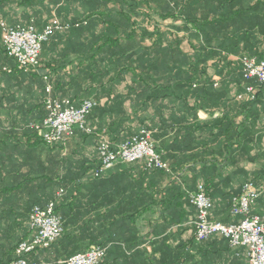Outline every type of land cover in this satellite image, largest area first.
<instances>
[{"label": "trees", "instance_id": "trees-1", "mask_svg": "<svg viewBox=\"0 0 264 264\" xmlns=\"http://www.w3.org/2000/svg\"><path fill=\"white\" fill-rule=\"evenodd\" d=\"M48 1L53 3L52 16L61 0ZM56 11L61 20L70 23L71 27L56 31L43 44L36 69L28 73L3 70L10 75L40 74L45 94L42 100L45 114L40 122L34 123L32 129L39 139L43 142L37 126L48 114L44 100L46 87L51 85L55 98L68 99L76 106L89 99L97 102L88 116V125L93 133L76 130L72 137L81 135L97 141L93 180L106 178L105 174L94 176V171L101 164L98 148L102 136L117 146L132 140L146 129L151 133L155 150L171 169L170 172L148 169L143 161L146 172L168 176L172 171H183L185 164H191L186 169V173H191L193 178L195 190L191 193L202 184L213 201L214 192L219 190L213 184L218 177L214 175L215 171L226 166L233 167L240 159L248 160L252 127L257 124L264 127V84L245 79L241 62L233 59V56H255L264 60V0H256L255 5H243L236 3V0H63ZM31 25L37 28L35 20H30L27 26ZM61 41L62 61L59 56L45 61V57L50 56ZM0 53L2 69L15 68L14 60L8 56L3 45L2 36ZM249 86L254 87L255 97L249 99L245 96L239 100L238 94H243ZM200 111L206 112L212 119L200 121ZM215 115L218 117L213 118ZM239 116H243V120L237 123ZM103 119H107V122L106 125L102 124L104 129L100 130L97 125ZM172 130H176L173 136L168 140L162 139ZM208 130L213 134L204 136ZM181 131L185 136H181ZM191 133L195 136H191ZM69 140L49 147H66L64 145ZM159 140L162 141L157 144ZM162 152H166V156ZM217 152L222 161L205 158L209 153L211 156L217 155ZM181 153L189 155L179 156ZM60 164L62 166V159L52 166L49 203L33 205L28 214L26 232L13 246L12 255L0 261V264L16 261L19 245L32 238L30 216L35 207L54 203L58 214L61 201L63 203L70 197L74 200L76 195H59L61 190L65 192L62 186L66 184L58 169ZM91 168H84V174L89 173ZM232 175L224 178L227 180ZM225 179L219 182H225ZM249 182L259 185L248 178L239 191L233 189L228 204V216L233 220L224 224H238L244 219L242 215L233 213V207L234 200ZM173 189H177L178 198L188 207L193 238L185 241L176 253H165L159 260L173 258L185 264L188 244L197 241L195 221L198 211L189 204L191 193L176 179L164 191ZM254 205L251 213L257 215ZM214 206L213 203V209ZM212 215L211 219L214 220ZM186 221L187 218H179L176 223ZM62 223L64 227L63 219ZM108 240L95 241L88 235L70 236L64 227L62 236L50 247L36 249L30 254L50 252L57 264H64L69 258L87 252L94 244L105 247ZM197 245L199 251L204 249L205 259L212 264L224 261L225 264H249L242 253L238 252L237 255L232 250L229 239L222 235H213L197 242ZM136 252L130 257L136 256ZM156 253V248L152 253H146L147 260L154 261ZM105 259L106 256L100 264Z\"/></svg>", "mask_w": 264, "mask_h": 264}, {"label": "crops", "instance_id": "crops-1", "mask_svg": "<svg viewBox=\"0 0 264 264\" xmlns=\"http://www.w3.org/2000/svg\"><path fill=\"white\" fill-rule=\"evenodd\" d=\"M255 2L236 0V3L243 5H255ZM60 4L54 11L62 6ZM51 9L53 3L48 0H0V20L12 26H27L30 20H35L37 28L42 30L52 19ZM51 53L45 57V61L57 56L62 61V41ZM237 57L233 56V59ZM2 63L0 53V261L12 255L13 246L26 232L28 214L33 205L49 203L52 166L62 159V166L60 164L58 169L66 182L62 186L64 194L76 195L74 200L70 197L63 203L61 201L58 207L67 235H88L92 240L101 242L109 238L103 264H184L178 259L159 258L165 253H176L185 241L193 238L188 207L178 198L177 189L164 191L170 187L173 179L178 180L189 194L194 191L192 174L186 173L191 164H185L183 171H172L167 176L158 172L147 173L143 161L134 165L118 163L105 174V179L93 180L96 139L78 135L62 148H51L43 143L32 130L34 123L40 122L45 114L42 109L45 94L40 74H6ZM217 117L215 115L213 118ZM198 119L205 122L212 117L200 111ZM242 120L243 116H239L236 122ZM99 122L97 128L104 129L102 124L106 125L107 119ZM182 131L181 136H185ZM175 133L176 130L167 132L168 135L162 139L168 140ZM211 134L213 132L208 130L204 136ZM162 154L166 156V152ZM218 154L210 156L209 153L205 158L222 161ZM183 155L189 154H179ZM247 157L248 160L240 159L233 167L226 166L215 171L214 175L218 177L213 184L219 190L214 192V220L232 223L233 218L228 216L230 194L233 189L239 191L248 178L259 183L258 187H264V127L259 124L252 127ZM86 167L92 168L84 174ZM219 174H222L220 178ZM230 174L234 175L226 180L224 177ZM221 179H225V182H219ZM189 204L192 205L190 199ZM254 212L264 214V193L255 202ZM179 218H187L188 221L177 224ZM197 242L188 244L185 264H212L205 259L204 249L199 251ZM154 248L157 249L156 259L148 261L146 253H152ZM232 250L237 255L238 252L242 253L248 261L245 248ZM135 251L136 256L131 258ZM51 255L50 252H37L28 254L26 258L31 263L57 264ZM218 264H225V261Z\"/></svg>", "mask_w": 264, "mask_h": 264}, {"label": "built area", "instance_id": "built-area-1", "mask_svg": "<svg viewBox=\"0 0 264 264\" xmlns=\"http://www.w3.org/2000/svg\"><path fill=\"white\" fill-rule=\"evenodd\" d=\"M61 0V4H62ZM60 4V5H61ZM70 23L63 22L54 11L50 22L40 31L35 26L9 25L5 20H0V29L3 45L7 54L15 62V68H5L8 73H28L36 69L39 64L43 44L56 32L69 29ZM243 67L244 78L257 80L264 84V60L257 57H237ZM48 80V78H45ZM44 100L47 116L37 128L43 142L52 146L66 143L72 138L76 130L92 134L93 129L88 125V116L97 102L85 100L80 106L74 105L68 99H58L52 95V86L46 87ZM253 99L255 89L253 86L246 88L238 96ZM98 148L101 164L94 171L95 177H101L118 163L131 164L145 161L148 169H162L170 172V166L155 150L151 140L150 131L144 129L141 133L123 144L114 146L112 142L102 136ZM64 193L63 190L59 195ZM264 193V187H258L253 182L246 183L241 195L234 200L233 213L242 215L244 219L238 224L227 225L211 219L213 201L206 194L205 188L199 184L197 190L190 194V202L196 207L197 219L195 221V238L198 242L204 241L213 235H222L229 239L233 248L243 247L247 251L249 264H264V214L252 215L251 207ZM30 227L33 232L29 241L22 242L18 249V259L11 264H44L31 263L26 255L39 248L50 247L64 232L61 217L55 212V204L50 203L45 207H35L30 216ZM107 249L94 245L85 253L77 254L64 264H100L106 256Z\"/></svg>", "mask_w": 264, "mask_h": 264}]
</instances>
